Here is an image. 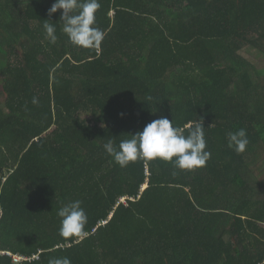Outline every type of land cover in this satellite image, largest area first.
<instances>
[{
    "label": "trees",
    "instance_id": "trees-1",
    "mask_svg": "<svg viewBox=\"0 0 264 264\" xmlns=\"http://www.w3.org/2000/svg\"><path fill=\"white\" fill-rule=\"evenodd\" d=\"M54 2L0 0V264L263 262L264 0H100L99 49L69 41ZM161 117L203 119L205 167L105 151ZM77 199L87 236L63 238L57 211Z\"/></svg>",
    "mask_w": 264,
    "mask_h": 264
},
{
    "label": "clouds",
    "instance_id": "clouds-1",
    "mask_svg": "<svg viewBox=\"0 0 264 264\" xmlns=\"http://www.w3.org/2000/svg\"><path fill=\"white\" fill-rule=\"evenodd\" d=\"M100 8V0H55L48 10V15L63 10L60 23L69 41L77 47L99 49L106 35L96 26V13ZM55 24L47 20L43 24L45 39L51 44H55L58 40ZM32 103L38 104V100L34 97ZM130 137L121 140L118 146L114 145L111 139L104 144L107 154L122 168L137 160L161 159L173 163L178 169L194 171L205 167L211 157V153L206 150L207 142L202 118L180 127L175 125L174 120L161 117L151 121L143 131H138ZM227 142L228 147L237 154L243 153L249 144L246 129L240 128L228 132ZM57 215L61 218L59 228L61 237L83 239L87 236L88 215L82 207L81 200L77 199L65 204L57 211ZM48 264H72V262L65 256L52 258Z\"/></svg>",
    "mask_w": 264,
    "mask_h": 264
},
{
    "label": "rangeland",
    "instance_id": "rangeland-1",
    "mask_svg": "<svg viewBox=\"0 0 264 264\" xmlns=\"http://www.w3.org/2000/svg\"><path fill=\"white\" fill-rule=\"evenodd\" d=\"M254 58L256 60L259 59L258 57H254ZM257 67H260L259 70L262 73V75H264V59H261L258 62ZM82 116L84 119H88L86 114L83 113ZM258 166L259 167H255L254 170L251 172L250 183L252 184L254 189L258 192L257 193L258 197L264 199V164H260Z\"/></svg>",
    "mask_w": 264,
    "mask_h": 264
},
{
    "label": "built area",
    "instance_id": "built-area-1",
    "mask_svg": "<svg viewBox=\"0 0 264 264\" xmlns=\"http://www.w3.org/2000/svg\"><path fill=\"white\" fill-rule=\"evenodd\" d=\"M19 261V259H15V262H18ZM264 263V262H263ZM263 263H258V264H263Z\"/></svg>",
    "mask_w": 264,
    "mask_h": 264
},
{
    "label": "crops",
    "instance_id": "crops-1",
    "mask_svg": "<svg viewBox=\"0 0 264 264\" xmlns=\"http://www.w3.org/2000/svg\"><path fill=\"white\" fill-rule=\"evenodd\" d=\"M145 188V187H144Z\"/></svg>",
    "mask_w": 264,
    "mask_h": 264
}]
</instances>
